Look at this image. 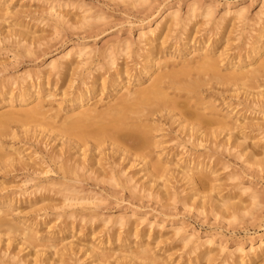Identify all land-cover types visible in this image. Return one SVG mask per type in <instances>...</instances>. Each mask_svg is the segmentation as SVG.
I'll use <instances>...</instances> for the list:
<instances>
[{
    "label": "rangeland",
    "instance_id": "obj_1",
    "mask_svg": "<svg viewBox=\"0 0 264 264\" xmlns=\"http://www.w3.org/2000/svg\"><path fill=\"white\" fill-rule=\"evenodd\" d=\"M229 5L244 6V17L222 24L220 17ZM167 8H177L183 22L153 49L157 60L169 64L166 68H182L194 52L184 53L182 44L186 39L192 50L218 58L222 72L244 60L255 42L264 40V0H0V89L12 87L17 91L27 71H37L46 60L68 49L83 45L94 49L82 62L74 61L65 73L51 74L48 86L53 96L46 99L45 108L49 116L46 119L56 126L53 131L45 123L24 120L11 123L7 131L0 133V150L6 153L4 164L0 163V207L19 227L0 226V264H12L9 257L13 252L27 259L37 256L38 264H97L87 248L100 244L108 246L104 250L107 262L103 264H155L149 259L123 256L130 247L140 250L148 246V254L160 264H228L230 261L224 258L230 251L236 247L247 249L264 233V75H258L254 85L235 79L220 81L209 70L198 72L191 63L188 74L163 79L167 97H175L182 104L189 102L190 110L206 113L213 121L211 127L226 122L231 129L201 140L180 127L171 115L178 114L168 103L160 100L152 105L153 111L142 115L147 118L144 123L155 126L152 143L141 150L147 160L166 167V175L158 179V185H148L143 162L137 160L130 165L128 158H121V145L115 146L109 139L95 151V168L107 170L106 177L98 176V171L87 165L78 175L71 174V189L58 181L62 179L60 160L76 150L72 146L75 137L70 133L52 139L68 113L72 94L92 78L99 84L101 76L110 77L116 66L128 67L133 86L142 81L139 70L145 64L143 54L149 46L139 41L138 32L152 25ZM59 13L65 15L64 21L58 20ZM25 32L28 36L23 38ZM28 37L31 42L26 40ZM209 43L214 46L206 49ZM127 44L131 46L124 49ZM117 47L120 49L114 50ZM112 50L116 51L114 64L108 56ZM174 79L200 82L186 96L185 91L169 85ZM180 92L183 95H176ZM112 97L108 88L101 91L97 87L93 100L103 109ZM6 108L0 105V113ZM252 124L259 129H251ZM130 141L129 145L134 146ZM90 144L91 139L87 146ZM60 150L65 151L63 158L52 159L51 154ZM251 151L255 152L252 158ZM22 154L31 156L26 166L11 161V155L19 159ZM180 164L193 168L194 174L201 175L209 186L201 193L205 195L200 199L205 202L203 206L198 199L184 204L183 197L190 187ZM132 174L134 179L126 180ZM39 183L45 186L36 189ZM246 186H252L258 194L254 201L246 200L226 210L214 209L213 202L238 200ZM119 216L125 217V226L115 223ZM22 218L28 221L22 223ZM32 220L36 223L31 230L27 226ZM72 220V227L60 232ZM131 225H137L142 234L150 231L145 242H140L141 235L129 233ZM23 230L34 235L31 241L25 240ZM189 237L191 241L185 242ZM207 237L212 241L215 258L195 261L198 254L192 249L193 243ZM46 256L50 257L48 261ZM255 264H264V260Z\"/></svg>",
    "mask_w": 264,
    "mask_h": 264
},
{
    "label": "bare ground",
    "instance_id": "obj_2",
    "mask_svg": "<svg viewBox=\"0 0 264 264\" xmlns=\"http://www.w3.org/2000/svg\"><path fill=\"white\" fill-rule=\"evenodd\" d=\"M191 10L194 11L195 7H192ZM244 14V6L229 5L225 8L222 16L220 17L221 23H231L233 18L240 19L244 17ZM57 18L58 20L64 21L65 15L59 13L57 14ZM181 22H183V19H181L179 10L177 8H167L157 15L156 20L152 25H146L140 29L138 32L139 41L148 45L149 50L143 54L145 64H143L139 70V76H141L140 78L142 81H139L136 86H133V84L130 83L131 77L127 75L129 73L128 67L116 66L110 77L101 76L99 84H97V80L95 78H92L91 81L83 82V84L72 94L68 105V113H66L67 115H64L63 117L61 114V124L57 126V132L52 138L53 140H56L59 139V137H63V135H72L75 137L72 142V146H74L76 150L65 160H60L63 158L65 153L64 150L55 151L51 154L52 159H58L61 161L58 168L62 179L58 181L65 189H71V185H69L71 174L78 175L81 170L86 168L87 165H89V168L92 171H98V176L101 175L102 177H106L108 175V171L104 168L101 167V169H98V166L95 168V165L97 164V154L95 151L106 139H109L113 144H116L115 146L121 145V149L119 151L121 158H128V163L130 165L137 160L139 161L138 163L143 162V170L145 171L144 175L146 174L148 178V185L155 183L158 185V179L166 175V167L159 161L151 162L150 160H147L145 153H143L141 149L147 148L152 143L151 133L155 129V126L152 124L143 122L147 118H142V115H148L147 113L153 111L151 106L159 104L160 100L168 103L175 110V113L178 114V116L171 114L172 117H174V120H178V124L182 129L185 128L187 130L189 136L196 134L197 138L202 140L205 137L215 136L224 130L231 129L226 122L219 123L220 125L218 127H211V123H213V121L207 119L206 113L197 110H190L189 102L182 104L175 97H167L168 93L164 90V86L162 84L163 79L167 77L173 79L180 74H186L189 69V64L192 63L194 64V69L198 72L209 70L220 81H231L235 79V81H240L243 84L254 85L256 83L255 78L258 75H264V40L260 41L261 36L264 34L259 37L260 39H257L260 43L255 42L254 45L247 51L245 59L232 63V69L227 72L221 71L219 67L220 60L218 58L213 57V55H209L207 52L199 53L192 50L190 40L186 39L182 44L184 53L188 54V50L190 52H194H192L191 55L184 61L182 68L174 70L173 67L166 68L169 64H163L162 61L157 60V53H153V49L157 42L165 41L169 32ZM184 28L187 30L186 23ZM23 34L24 38L25 34L27 35L28 33L25 32ZM27 39L31 42L29 37L26 38V40ZM130 46L131 45L127 44L124 49L129 48ZM213 46L214 44L209 43L205 48L209 49ZM117 49L119 50L120 48L117 47L114 50L117 51ZM93 51L94 49L88 47V45L68 49L60 53L57 58H50L46 60L43 63V66L37 71H27L22 77V85L17 91H14V88L12 87L8 89H4L2 87L0 89V105L2 107L7 106V108L0 113V133L7 131V128H9L11 123L23 122L24 120L27 122L28 120H36L39 124L45 123V125L49 126V129L53 131V127L56 126L53 121L48 120V109L45 108L46 99L53 96L48 86L50 83V76L51 74L59 76L60 74L65 73V71L72 68L71 65L74 61H76L77 64L82 62L85 54ZM116 51H109L110 53L108 55L110 59L109 61L113 64L116 62L113 52L115 53ZM199 82V79L189 81L174 79L171 80V84L169 85L180 89V91H185L183 94L188 96L187 94L196 90ZM97 87H100L101 91L108 88L109 92H111L113 96L112 99L105 102V107L103 109H99L98 103L93 100L94 94L97 92ZM261 93H264V91H261ZM183 94L180 92L176 95L179 96ZM252 101L256 102V99H253ZM262 103V106L264 107V101H262ZM45 119L47 121H44ZM254 125L255 124L251 125V129H259V127ZM69 133L71 135H69ZM90 139L92 140V144L87 146ZM130 140L134 141V144L132 143L134 146L129 145ZM83 145L84 147H82ZM246 147L247 146H244L242 151L245 150ZM3 150L5 151V149ZM75 153H77L78 156H73ZM5 155L6 153L0 150V163L5 162ZM11 156V161H14L13 163L18 160L17 162H21L20 165L22 166H26L29 163L27 158L31 157H25L22 154L21 157L19 156V159H17L14 157L15 155ZM80 156L82 157L80 158ZM254 156L255 152L251 151L249 157L252 158ZM72 159H74L73 162H69L72 161ZM12 162L10 163L15 166ZM125 167L120 170L126 169ZM180 167L184 172L190 187V190L183 197L184 204H193V202L198 199L197 203L203 206L205 202L200 199L205 195L201 193L203 189L206 187L208 188L209 186L206 184L205 180H203L201 175L194 174L193 168H186L184 164H180ZM198 169L199 172L202 171V168L199 167ZM42 171L47 172V169L42 167ZM133 179L134 174L127 176L126 178V180L129 181ZM43 186H45L43 183H39L36 189ZM157 191H159V189H157ZM63 193L65 198H67L68 194L65 192ZM243 194H246V196ZM257 196L258 194L252 186H246L240 192L238 200L235 202L229 201L230 199L228 202H222L224 207H222V203L220 204V202H213V207L214 209H217V211L223 210V208L226 210L228 208L235 207L238 203L246 200L254 201ZM8 198L9 197H6V199ZM25 200H28V198H25ZM210 202H212V200ZM8 213L9 212L0 207V226L9 225L11 229L13 228L18 230L19 227L13 217H10ZM72 215L73 214H70V216ZM124 218V216H119L115 220V223L119 224L120 227L125 226L126 221H124ZM92 219L93 217L91 216L90 220ZM21 220L22 223H25L28 221V218L24 220L22 218ZM73 222L74 220L66 222L60 229V232L64 231L68 227H72ZM35 223L36 221H30L27 228L32 230ZM33 230H35V228ZM129 233H134L137 236L141 235L142 238L140 242H145V235L150 236V231L142 234L137 225L129 226ZM24 235L25 240L29 241H31L34 237V235L27 233L26 231L24 232ZM188 241H191V237L185 240V242ZM130 243V241H126V245H130ZM71 244L72 243H69L68 248H71ZM141 244L144 245L143 243ZM211 244L212 241L210 240V237H207L204 241H194L192 249L198 254L195 261L201 260L202 257H206L208 261L215 258L216 254ZM66 245L68 244H64L65 247ZM7 249L8 247L4 249V253H7ZM107 249V245L101 246V244L98 246L89 245L87 248V250L94 255L97 264L107 262V256L104 252V250ZM150 250L151 247L149 246L142 247L140 250H133V248L130 247L127 253H123V256L129 257L130 259L135 258V260L136 258L149 259L152 263L160 264L159 260L148 254ZM25 256L26 255L19 256L17 252H13V254L9 257V261H11L12 264L39 263V258L37 256L33 259H27ZM49 259V256L45 257V260L48 261ZM263 260L264 233H262L254 242H251L247 249L236 247L224 258V261H230L228 264H255Z\"/></svg>",
    "mask_w": 264,
    "mask_h": 264
}]
</instances>
